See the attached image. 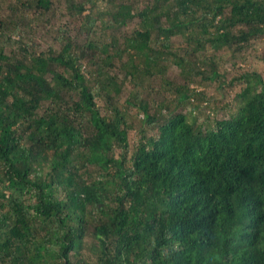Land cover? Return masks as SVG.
Masks as SVG:
<instances>
[{"label": "trees", "instance_id": "1", "mask_svg": "<svg viewBox=\"0 0 264 264\" xmlns=\"http://www.w3.org/2000/svg\"><path fill=\"white\" fill-rule=\"evenodd\" d=\"M260 48L264 0H0V264H264Z\"/></svg>", "mask_w": 264, "mask_h": 264}, {"label": "rangeland", "instance_id": "2", "mask_svg": "<svg viewBox=\"0 0 264 264\" xmlns=\"http://www.w3.org/2000/svg\"><path fill=\"white\" fill-rule=\"evenodd\" d=\"M15 0H12V2H14ZM261 48L260 50L258 49V53H261ZM264 52V50H262V53ZM247 57H245V59L242 58V56H240L239 58H237L236 60V67L233 68V73H235V71L237 70H244V69H251V71H256V72H260L264 75V60H261L260 58H257L256 56H254L251 51L250 53H247ZM257 55V53H256ZM231 60V59H230ZM226 66H228V64H226ZM232 67V65H231ZM203 89V88H201ZM210 93L212 94H216L215 91V85H211V88L209 89ZM217 94H220V92H217Z\"/></svg>", "mask_w": 264, "mask_h": 264}]
</instances>
